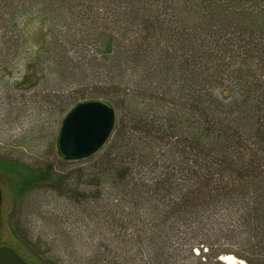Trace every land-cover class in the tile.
Here are the masks:
<instances>
[{"label":"trees","instance_id":"trees-1","mask_svg":"<svg viewBox=\"0 0 264 264\" xmlns=\"http://www.w3.org/2000/svg\"><path fill=\"white\" fill-rule=\"evenodd\" d=\"M171 1L0 0V83L55 97L61 116L78 101L111 102V137L76 176L132 212L118 219L132 258L226 264L232 251L210 242L214 228L236 257L264 264V12L230 19L201 0L179 8L196 20H167ZM13 66L22 79L4 82ZM30 169L0 156L18 195L48 179Z\"/></svg>","mask_w":264,"mask_h":264},{"label":"rangeland","instance_id":"rangeland-1","mask_svg":"<svg viewBox=\"0 0 264 264\" xmlns=\"http://www.w3.org/2000/svg\"><path fill=\"white\" fill-rule=\"evenodd\" d=\"M200 1L168 2L170 12L166 19L187 16L196 20V15L185 16L179 8ZM217 1L223 9L228 7L226 14L231 16L230 19L237 17L242 7V10L254 8L264 12V0ZM33 33L32 30L31 37ZM32 43L30 40L28 46ZM21 79L19 67L13 66L4 72V82ZM71 90L66 95L71 96ZM95 99L107 100L105 97ZM58 103L55 97L51 100L36 88L13 87L8 90L5 83H0V156L16 160L28 169L48 171V179L42 186L22 196L15 193L14 179L8 175L0 178V246L13 248L29 264H143V260L140 262L131 257L135 252L130 238L122 241L119 237V233L124 232L120 230L119 217H127L132 212L126 208L127 212H123L112 193L98 195V188L86 184V176H76L78 169L93 162L90 157L65 161L58 155L56 136L64 116L58 112ZM57 183L64 186L59 188L55 186ZM76 184L84 195L89 194L87 198L69 190ZM131 225L126 219L127 234L133 231ZM208 235L215 248L232 253L239 251L237 245L214 228ZM232 253L223 254L222 260L229 256L231 264H246ZM145 255L144 252L142 257Z\"/></svg>","mask_w":264,"mask_h":264},{"label":"water","instance_id":"water-1","mask_svg":"<svg viewBox=\"0 0 264 264\" xmlns=\"http://www.w3.org/2000/svg\"><path fill=\"white\" fill-rule=\"evenodd\" d=\"M116 122L114 106L101 99L75 103L63 116L57 136L56 151L65 161L87 159L107 143ZM0 188V226H1ZM0 264H29L13 248L0 246Z\"/></svg>","mask_w":264,"mask_h":264},{"label":"bare ground","instance_id":"bare-ground-1","mask_svg":"<svg viewBox=\"0 0 264 264\" xmlns=\"http://www.w3.org/2000/svg\"><path fill=\"white\" fill-rule=\"evenodd\" d=\"M223 261H225V262L228 263V264H231V263H232V262H231V259H230L229 256H225V257H223ZM240 264H244V263L240 262Z\"/></svg>","mask_w":264,"mask_h":264}]
</instances>
